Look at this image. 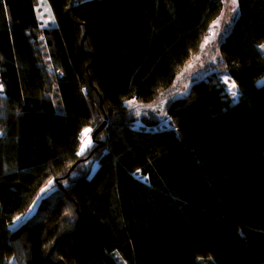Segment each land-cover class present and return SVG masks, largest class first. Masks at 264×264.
<instances>
[{
    "label": "trees",
    "instance_id": "16d2710c",
    "mask_svg": "<svg viewBox=\"0 0 264 264\" xmlns=\"http://www.w3.org/2000/svg\"><path fill=\"white\" fill-rule=\"evenodd\" d=\"M222 8L0 0V264H264V0L174 85Z\"/></svg>",
    "mask_w": 264,
    "mask_h": 264
},
{
    "label": "rangeland",
    "instance_id": "374dc122",
    "mask_svg": "<svg viewBox=\"0 0 264 264\" xmlns=\"http://www.w3.org/2000/svg\"><path fill=\"white\" fill-rule=\"evenodd\" d=\"M222 11L221 14L218 16V18L212 23V26L210 27L209 30V37H207L205 39V42L203 43V46L201 48V52L198 56L193 57V59L188 63V66L183 68V70L177 75L176 79H175V87H178L179 83L181 82V80H183L185 77H189V76H193L196 74H200V73H210L212 71L211 70H206L208 68V64L211 63L213 60V56L216 53V40L218 38H223L224 37V33L226 30H228L229 26L231 25V21L234 20L235 15H236V5H233L231 0H222ZM235 8V11H233V9ZM48 21V18H44L42 17L41 19V23L43 25H45V23ZM218 71V70H215ZM221 74V73H220ZM218 74V75H220ZM221 79L222 81L225 83L226 85V91L227 93L230 94L231 97L235 98L232 95V92L235 91L237 93V89L232 88V84L233 82L229 80V77L227 74H223L221 75ZM185 86L184 88L181 90V93L185 92L187 90V88H189L191 83H184ZM180 88V86H179ZM164 101H161L158 106H153V107H143V108H137L138 105L137 103L133 100L130 99L129 101L126 102V105H128V108H130L133 111H136L137 113V120L134 123V126L136 128L140 127V128H145V129H151V130H161L164 128H168L169 127V123H168V118L167 116L162 112V105ZM151 114H155L158 118V121L152 125L151 127H146L143 124V117H148ZM106 122V119H104L103 123L101 124V126L98 127V129L103 128L104 124ZM99 130V131H100ZM97 131V130H96ZM90 139V137L87 138V141ZM79 154L82 153L81 152V147L79 148ZM97 167V164L94 163L89 167V175L91 176L92 173H94L95 169ZM73 169V167L71 168ZM55 190V188L49 186L46 190V192L44 194L39 195L37 197V199L34 201V203L31 205V207L29 208V210L15 218L13 220V222L8 226L9 229L15 230L17 229L21 224L26 223V221L34 214V212L37 209L38 203L40 201V197L42 198L44 195H48L49 193H52ZM19 218V219H18Z\"/></svg>",
    "mask_w": 264,
    "mask_h": 264
},
{
    "label": "snow or ice",
    "instance_id": "6c2138e0",
    "mask_svg": "<svg viewBox=\"0 0 264 264\" xmlns=\"http://www.w3.org/2000/svg\"><path fill=\"white\" fill-rule=\"evenodd\" d=\"M231 2H232L233 5H236V4H237V0H231ZM233 11H235V8L233 9ZM261 47L264 48V46H261ZM231 87H232V88H235L236 85L233 83ZM232 95L235 97V96L237 95V93H236L235 91H233V92H232ZM90 131H91V129H85V130H84V133H82V135H85V136H86ZM90 142H91V141H90V139H89V140L87 141V143L90 144ZM85 146H87V144H86ZM83 150H84V148L82 147V148H81V152H83ZM18 219H19V218H18Z\"/></svg>",
    "mask_w": 264,
    "mask_h": 264
},
{
    "label": "water",
    "instance_id": "95a60500",
    "mask_svg": "<svg viewBox=\"0 0 264 264\" xmlns=\"http://www.w3.org/2000/svg\"><path fill=\"white\" fill-rule=\"evenodd\" d=\"M100 130V128L99 129H97V131L96 132H98ZM73 171V169H70V171H69V173H71Z\"/></svg>",
    "mask_w": 264,
    "mask_h": 264
}]
</instances>
